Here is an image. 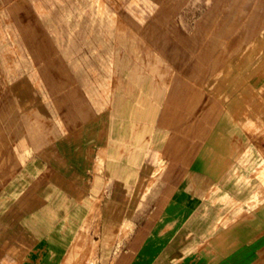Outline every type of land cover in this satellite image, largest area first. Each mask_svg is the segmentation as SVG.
Listing matches in <instances>:
<instances>
[{"label":"crops","instance_id":"1","mask_svg":"<svg viewBox=\"0 0 264 264\" xmlns=\"http://www.w3.org/2000/svg\"><path fill=\"white\" fill-rule=\"evenodd\" d=\"M263 34L264 0H0L14 127L46 164L0 206V264L79 239L96 264H264Z\"/></svg>","mask_w":264,"mask_h":264},{"label":"rangeland","instance_id":"2","mask_svg":"<svg viewBox=\"0 0 264 264\" xmlns=\"http://www.w3.org/2000/svg\"><path fill=\"white\" fill-rule=\"evenodd\" d=\"M238 0H234L236 3ZM233 6L229 3L227 7ZM255 44L247 47V88L254 85L255 78L264 77V34ZM252 85V86H253ZM0 206L20 199L30 193L33 186L45 175V160L34 157L26 146L22 132L14 127L16 113L10 103L8 88L0 69ZM252 130V129H250ZM28 157V159L26 158ZM41 157L45 158V154ZM1 210V208H0ZM87 215L98 216L99 208L88 209ZM72 227V226H70ZM72 229V228H71ZM85 240L75 241L72 255L66 264H96L97 245L84 249Z\"/></svg>","mask_w":264,"mask_h":264},{"label":"bare ground","instance_id":"3","mask_svg":"<svg viewBox=\"0 0 264 264\" xmlns=\"http://www.w3.org/2000/svg\"><path fill=\"white\" fill-rule=\"evenodd\" d=\"M106 22H107V21H106ZM109 23H110V22H109ZM235 71H236V70H235ZM235 71H234V72H235ZM220 80H221V78H220ZM215 87H216V86H215ZM24 89H25V88H24ZM231 90H232V89H231ZM229 95H230V94H229ZM89 96H90V95H88V97H89ZM83 97H84V96H83ZM70 99H71V98H70ZM77 99H78V98H77ZM79 100H81V99L79 98ZM83 100H84V98H83ZM85 101H86V100H85ZM90 101H91V100H90ZM88 102H89V101H88ZM256 102H257V101H256ZM83 104H84V103H83ZM81 105H82V104H81ZM79 107H80V106H79ZM40 109H41V108H40ZM40 109H39V110H40ZM248 110H249V109H248ZM249 111H250V110H249ZM258 113H259V112H258ZM238 114H240V113H238ZM231 116H232V115H231ZM249 117H250V116H249ZM249 117H248V118H249ZM188 118H189V117H188ZM236 118H237V117H236ZM187 120H188V119H187ZM242 120H243V119H242ZM244 123H245V122H244ZM241 124H242V123H241ZM251 124H252V123H251ZM245 129H246V128H245ZM39 133H40V132H39ZM39 139H40V138H39ZM246 208H247V207H246ZM71 214H72V213H71ZM259 229H262V228H259ZM53 234H54V233H53ZM163 258H164V257H163ZM132 261H133V260H132ZM165 261H166V260H165ZM169 264H170V263H169Z\"/></svg>","mask_w":264,"mask_h":264}]
</instances>
